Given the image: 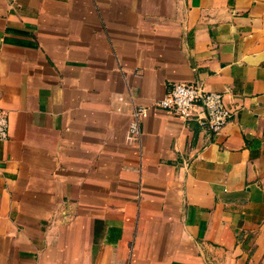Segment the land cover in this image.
<instances>
[{"label": "crops", "instance_id": "0c3cea01", "mask_svg": "<svg viewBox=\"0 0 264 264\" xmlns=\"http://www.w3.org/2000/svg\"><path fill=\"white\" fill-rule=\"evenodd\" d=\"M0 108V264H264V0H0Z\"/></svg>", "mask_w": 264, "mask_h": 264}, {"label": "built area", "instance_id": "2783aa9c", "mask_svg": "<svg viewBox=\"0 0 264 264\" xmlns=\"http://www.w3.org/2000/svg\"><path fill=\"white\" fill-rule=\"evenodd\" d=\"M167 111L181 121L194 120L198 126L211 134H216L225 124L233 111L225 106L222 95L205 90L197 81L173 82L169 89L159 98L151 101L149 106L131 105V117L127 133L139 142L140 123L147 116L149 107ZM7 114L0 108V141L8 136Z\"/></svg>", "mask_w": 264, "mask_h": 264}]
</instances>
